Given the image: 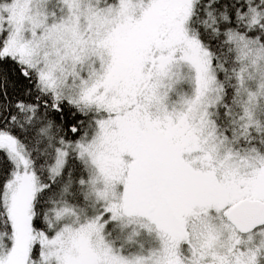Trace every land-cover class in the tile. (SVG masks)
<instances>
[{
  "label": "snow or ice",
  "instance_id": "6c2138e0",
  "mask_svg": "<svg viewBox=\"0 0 264 264\" xmlns=\"http://www.w3.org/2000/svg\"><path fill=\"white\" fill-rule=\"evenodd\" d=\"M0 264H264V0H0Z\"/></svg>",
  "mask_w": 264,
  "mask_h": 264
}]
</instances>
